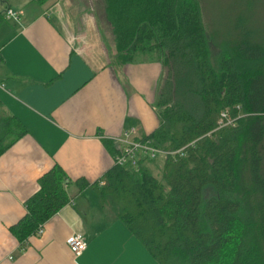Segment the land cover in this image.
<instances>
[{"label":"trees","instance_id":"trees-1","mask_svg":"<svg viewBox=\"0 0 264 264\" xmlns=\"http://www.w3.org/2000/svg\"><path fill=\"white\" fill-rule=\"evenodd\" d=\"M238 1L228 19L217 11L206 23L201 0H102L112 63L156 53L167 68L159 125L145 137L184 149L137 168L114 164L103 185L74 183L90 185L158 264H264V0ZM222 112L232 124L221 125ZM3 114L0 155L26 132ZM37 183L10 226L22 248L71 198L58 164Z\"/></svg>","mask_w":264,"mask_h":264},{"label":"crops","instance_id":"crops-1","mask_svg":"<svg viewBox=\"0 0 264 264\" xmlns=\"http://www.w3.org/2000/svg\"><path fill=\"white\" fill-rule=\"evenodd\" d=\"M83 1L0 2L4 13L19 12L0 27V107L26 130L0 155V264H158L90 185L77 191L74 182L103 185L112 138L130 126L141 137L158 127L163 66L152 54L113 65ZM55 164L68 177L70 201L22 248L10 226ZM72 233L87 242L79 255L66 243Z\"/></svg>","mask_w":264,"mask_h":264},{"label":"built area","instance_id":"built-area-1","mask_svg":"<svg viewBox=\"0 0 264 264\" xmlns=\"http://www.w3.org/2000/svg\"><path fill=\"white\" fill-rule=\"evenodd\" d=\"M5 14L9 18L17 19L19 17V12L13 9H7ZM221 116L225 119V121L223 119L220 120L221 125L233 123V120L228 117L226 112H222ZM112 139L115 146L114 164L133 168H137L140 163L158 156H169L176 153L182 155L184 149L180 148L177 151L163 150L156 146L150 138L141 137L136 126L123 129L119 135ZM43 232L44 225L42 224L32 235L39 236ZM66 243L74 255L81 254L87 246L86 239L82 233H72L66 239Z\"/></svg>","mask_w":264,"mask_h":264},{"label":"rangeland","instance_id":"rangeland-1","mask_svg":"<svg viewBox=\"0 0 264 264\" xmlns=\"http://www.w3.org/2000/svg\"><path fill=\"white\" fill-rule=\"evenodd\" d=\"M7 5H13L16 7V1L18 0H5ZM204 8V20L205 22H209V20H214L217 18L219 14H215L217 11L219 12H224L225 19H228L230 14H229V9L234 6V4H239L238 0H201ZM83 6L84 8H87V5H90L91 8L89 10L95 15V18L97 20V26L99 28V31L101 33V38L99 36L100 41L102 40L103 43H105V46L109 49L110 51V56H111V62H113V57L116 55V49H115V40H114V34L111 30L110 25L106 21L104 17V7L102 0H84L83 1ZM259 10L261 11L262 8L259 7ZM216 15V17L214 16ZM214 16V17H213ZM10 26V20L4 19L0 22V27L1 29L4 26ZM98 38V35H97ZM98 39V40H99ZM0 43H1V37H0ZM157 58L156 53H152ZM113 64V63H112ZM114 65V64H113ZM163 78L161 80L160 86H159V106L162 104L166 94L162 90V85L164 78L167 76V68L163 67ZM4 115L3 111L1 112L0 108V116ZM114 160V158H113Z\"/></svg>","mask_w":264,"mask_h":264}]
</instances>
